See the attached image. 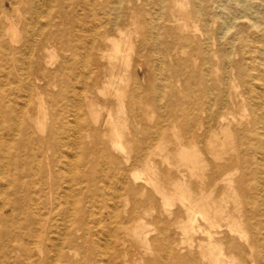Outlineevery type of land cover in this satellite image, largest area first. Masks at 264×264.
<instances>
[{"label": "bare ground", "instance_id": "6f19581e", "mask_svg": "<svg viewBox=\"0 0 264 264\" xmlns=\"http://www.w3.org/2000/svg\"><path fill=\"white\" fill-rule=\"evenodd\" d=\"M129 2L121 9L120 1H118L117 9L123 10L126 7L133 11L135 6ZM17 4L18 0H0V16H2L0 17V71L5 73H9V66L15 70L21 69L25 73L30 71L28 65L23 66L21 62L12 61L14 56L9 55L8 49L11 54L23 53V48L28 46L30 48L27 53L35 56L37 60L42 50L55 41L54 31L46 34L45 40H39L30 46L32 41L26 34L24 42L15 46L12 42L17 40L15 39V35L18 34L17 21L19 20L24 33L29 27V21L25 18L18 20L11 18L8 10L15 8ZM25 10H27L25 7L21 9L24 17ZM122 19L119 12L107 18L109 28L102 30L101 41L92 42L88 55L81 65H78L75 58L71 56L68 60L63 59L53 71V76L58 77L57 82L61 87L52 96L49 95L55 107L50 125L45 132L43 123L39 122L37 130L43 134L36 136L28 126L19 123L14 126L18 129L16 139H0V150L4 149L2 156L5 161V171L11 167L10 174L0 172L4 186L7 189L10 188V192L0 204V210L8 204V208L14 214L12 216V214L0 212V264H100L92 261V254L99 255L108 248H111V253L114 252L112 254L114 264H135L140 261H143V264H168V260H171L173 264H192L196 256L201 259L199 264L224 262L219 255L214 253L218 239L213 238L212 233L216 230L208 229L207 238L197 240L198 252L194 254L191 251L181 252L186 246L184 231L187 226L183 219L175 215L168 221L169 224L179 227L183 234L176 235V233L169 234L168 232L162 246L157 237H151L150 240L147 238L149 228L144 219L149 210L156 209L158 206L153 195L157 192L161 198L159 211H167L166 206L169 205V200L177 197L181 202V211L189 215L198 213L204 219L205 225L210 228L218 225L215 216H210L203 205L198 207L196 202H192L190 194L185 191L182 177H170L171 191L165 190L164 185L156 178L150 157L158 149H163L161 145L163 141L171 139L168 130H173L177 123H181L185 132L187 130V135L196 137L198 135L195 136L194 131L197 130L199 136L210 137L211 142L217 137V130L223 127V121L229 116L233 117L231 111L233 102L224 98L225 88L216 87L217 81L224 83L223 76L213 74H216L215 71L221 60L212 61L206 52H201L205 66L201 69L196 68L194 73L190 72L187 76L190 81L198 82L200 88L186 89L187 107L180 108L176 105L177 100L164 89V84L156 86L155 66L150 58V51L167 52L171 46L162 36H158V32L150 28L138 33L136 30L130 31L139 36L135 43L130 32L122 34L120 29ZM180 26L184 29L187 26L186 22L182 21ZM112 29H117L122 35L110 36L109 32ZM37 32L41 34L42 29H37ZM206 35L204 42H207L209 37L208 34ZM175 39L181 46H190L189 36H175ZM150 43L149 48L146 47ZM188 48L194 49L195 47ZM211 52L217 55V50ZM132 54L140 60L136 67L131 66ZM223 57L229 58L226 53ZM226 60L237 69L236 75L239 79L249 83L246 79L249 73L242 60L230 58ZM258 63L264 71V57ZM78 66L80 68L86 66L87 82L82 83L79 79L76 73L80 69ZM61 67L67 69L65 72L67 82L59 78ZM37 69L40 70L39 67ZM39 76L42 80L40 86L45 90L50 77L43 71ZM254 77L259 79V73L256 72ZM72 79L75 82H81V87L78 90H72L74 98L71 100L67 96V91L72 86ZM80 98L85 100L89 117L94 123L98 121L101 110H104L101 129L92 126L84 116L81 111ZM162 98H165L163 103ZM68 105L74 107L72 108L73 113L71 112L73 118L68 117L70 115ZM261 105L262 103L249 105L252 122L264 119L259 113ZM126 106H129V114L125 110ZM178 108L179 115L176 112ZM191 109L202 110L206 112V115L204 117H197L195 114L188 116ZM166 116L169 119L165 123ZM127 119H130L132 124L125 127ZM5 129L8 132L12 131V125H6ZM81 129L86 130L85 136L92 138L91 142L90 140L85 142L81 145L82 147L79 145ZM125 135L133 144L131 159L128 158L127 146L123 144ZM174 149L183 164L194 166L199 162L195 157H188L185 142L178 138ZM211 149L214 150V147ZM48 152L50 155H47ZM115 152L124 155V161L127 164L121 165L118 157L114 155ZM43 156L49 168L47 175L40 163V158ZM93 156L95 161L92 159ZM167 156L165 155L166 159ZM140 163L144 166L141 172L136 169ZM213 165L217 169V174L213 176V179L229 178V169L226 165L217 163ZM62 170L65 171L66 177L62 176ZM141 179L150 185V191L137 183ZM108 186L113 187L112 206L104 201L109 197L106 191ZM53 190V201L57 205V210L59 209L63 220L69 215V223L65 224L66 229L64 234L59 236L58 242L53 240L48 245L46 239L49 229H45L44 222L49 220V217L34 211L46 207L44 195L46 191L52 192ZM62 201L68 202L71 209L61 205ZM93 203H100L102 206L97 210L96 222L98 223L102 221L103 215L112 220L122 207L124 214L118 220L119 225L110 230L108 225L102 222V226L104 225L102 230H92L85 214L86 208ZM128 204L129 207H127ZM189 215L188 219H190ZM150 220V224L154 223L160 230L166 229L164 219L152 216ZM189 227L195 229L193 223ZM140 228L141 233L138 230ZM230 229L236 230L231 226ZM128 230H132L144 242L145 247L150 248L148 244L152 246L153 257L145 258L138 254L135 250L136 242L127 238ZM98 235L103 237L100 243L96 239ZM105 236L107 237L104 238ZM238 236L242 237L243 233L238 232ZM228 244L230 247L234 245L232 240H228ZM13 248H18L20 251L18 257L11 256L10 251ZM51 251L54 255H50ZM162 251L165 252L164 257ZM78 254L79 257H77Z\"/></svg>", "mask_w": 264, "mask_h": 264}, {"label": "rangeland", "instance_id": "374dc122", "mask_svg": "<svg viewBox=\"0 0 264 264\" xmlns=\"http://www.w3.org/2000/svg\"><path fill=\"white\" fill-rule=\"evenodd\" d=\"M118 1H120L121 9L129 2V0H18L17 6L8 10L12 19L25 18L26 21H29L26 33L22 31L19 20L17 21L18 34L15 35L17 40L12 42L15 46L24 42L26 34L32 41L30 46L39 40H45V36L49 32L55 31L56 34L53 44L50 43L46 49L42 50L37 60L35 56L27 53L30 48L28 46L23 48V53L11 54L8 49L9 55L14 56L12 61L21 62L23 66L28 65L30 71L25 73L23 70H15L11 66H9V73L0 71V139H16L18 129H15L14 126L19 123L28 126L36 136L43 134L37 130L39 122L43 123L44 132L46 131L55 107L52 105L49 95L52 96L61 87L57 82L58 77L53 76V71L63 59L68 60L71 56L75 58L78 65H81L83 59L88 55V49L92 42L101 41L102 30L109 28L106 22L107 18L118 14V12L121 19L123 18L120 25L122 34L132 30H136L138 33L150 28L152 31L158 32V36H162L171 46L167 52L163 50H159L158 53L150 51V58L155 66L154 82L156 86L164 84V89L177 100L176 105L180 108L187 107L185 90L199 87L198 82L190 81L187 76L190 72L194 73L196 68L201 69L205 66L201 52H206L212 61L221 60L215 71L216 74H213L214 76H223L224 83L217 81L216 87L225 88L224 98L233 102L231 109L233 117L229 116L223 121V127L217 130V137L211 142L210 137L199 136L197 130L194 131V134L198 136L187 135V130L185 132L181 123H177L173 130H168L171 139L163 141L161 144L163 149H158L150 157V160L156 178L159 183L164 185L165 190L171 191L170 177H182L183 186L186 193L190 194L192 202H196L198 207L203 205L210 216H215L218 225L210 228L205 225L204 219L198 213L189 215L181 211V202L177 197L169 200V205L166 206L167 211H159L161 198L159 193L154 192L153 195L158 206L156 209L149 210L144 218L149 228L147 238L150 240L151 237H157L162 246L168 232L169 234L176 233V235L183 234L179 227L168 223L176 215L183 219L187 226L184 231L186 246L181 252L191 251L196 254L198 252L197 240L199 238L205 240L208 229L216 230L212 233L213 238L218 239L214 253L224 260L220 264H264V119L252 122L249 109V105L262 103L259 113L264 117V71L258 63L264 57V0H130L129 3L135 6L133 11L126 7L123 10H118L116 6ZM24 7L27 9L25 17L21 11ZM181 20L186 22L187 26L184 29L180 26ZM39 28L42 29L41 34L37 32ZM137 33L130 32L135 43L139 39ZM122 34L117 29H112L109 32V35L114 37H119ZM206 34L209 37L207 42H204ZM182 35L189 36L190 46L195 47L194 49H189L190 46H181L176 41L175 36L181 37ZM150 45L151 43L146 47L149 48ZM215 50H217V55H213L211 52ZM24 51L26 52L24 53ZM225 53L232 60H242L247 68V73H249V77L246 76V79L250 84L239 79L236 75L237 69L227 62L228 57H223ZM139 62V58L132 54L131 66L136 67ZM37 67L40 68L39 71ZM85 68L86 66L76 72L82 83L88 81V72ZM60 70L59 78L68 80L65 74L67 69L61 67ZM41 71L50 77L45 90L40 86L42 83L39 76ZM256 72L259 73L261 80L254 77ZM213 74H211L212 77ZM73 80L72 86L67 91V96L71 100L74 98L72 90H78L81 87V82ZM164 101L165 98H162L161 102ZM80 102L81 111L90 124L101 129L104 110H101L98 121L94 123L89 117L85 100L80 98ZM67 107L70 108L68 117L73 118L71 112L73 113L72 108L74 107L71 105ZM128 109L129 106H126L125 110L129 114ZM176 112L179 115V108ZM194 114L197 117H204L206 112L191 109L188 116ZM168 119L166 116L164 122L166 123ZM131 124L132 121L127 119L124 126H131ZM6 125H12V131L8 132L5 129ZM85 133L86 130H80V147L85 142L92 140L90 136H85ZM126 136L123 139V144L127 146L128 158L131 159L133 144ZM177 138L185 142L188 157H195L199 161L194 166L183 164V161L175 153L174 147ZM211 147H214V150ZM2 151H4L3 148L0 150V172L4 171L10 174L11 167L5 171ZM47 155L50 153L48 152ZM114 155L118 157L121 165L127 164L124 161V155L118 152H115ZM165 155H168L167 159ZM40 159L47 175L49 168L46 165L45 156ZM213 163L226 165L229 169V178L225 180L213 179V176L217 174L216 166ZM136 169L139 172L144 170L143 163L137 165ZM141 175L144 176V174ZM62 176H67L64 170H62ZM137 183L149 191L151 190L150 185L144 180L141 179ZM106 191L109 197L104 201L107 205L112 206L113 187L108 186ZM9 192L10 188L7 189L4 186V181L0 178V204ZM44 196L46 207L35 209L34 212L49 217V220L44 222L45 229H49L46 239V243L49 245L50 241L58 242L59 236L64 234L65 224L69 223V215L66 216L68 221L61 217L59 209L57 210V205L53 201L54 190L46 191ZM61 205L71 209L68 202L62 201ZM99 208H102L100 203H93L86 208L85 216L92 230H102L104 226H102V222L108 225L110 230L119 225L118 220L124 214L122 207L115 218L111 220L103 215L102 221L98 223L96 221ZM0 212L14 215L8 208V204ZM188 215L190 219H188ZM152 216L164 219L166 222L164 231L154 223L150 224ZM191 223L194 224L195 229L189 227ZM230 226L236 230L230 229ZM138 230L141 233L142 229ZM128 231L127 238L136 242L135 250L138 254L145 258L153 257L152 246L147 243L150 248L145 247L144 242L132 230ZM165 231L166 233H164ZM238 232H242L243 236L239 237ZM96 239L99 243L103 241V237L100 235ZM228 240L233 241V247L229 246ZM106 250L100 252L99 255L93 253L92 261L100 264H114L115 260L112 256L114 252L111 253V248ZM10 254L18 257L20 251L18 248H13ZM50 255H54L53 251L50 252ZM162 255L164 257V251H162ZM194 261L192 264H199L201 259L196 256ZM135 264H143V261ZM168 264L173 263L168 260Z\"/></svg>", "mask_w": 264, "mask_h": 264}]
</instances>
